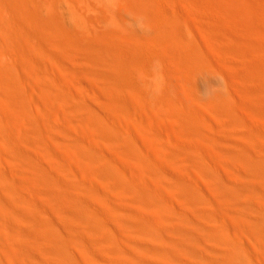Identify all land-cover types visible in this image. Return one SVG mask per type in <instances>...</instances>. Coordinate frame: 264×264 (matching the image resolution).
<instances>
[{
  "label": "bare ground",
  "instance_id": "bare-ground-1",
  "mask_svg": "<svg viewBox=\"0 0 264 264\" xmlns=\"http://www.w3.org/2000/svg\"><path fill=\"white\" fill-rule=\"evenodd\" d=\"M122 1L149 31L98 33L105 119L89 79L51 49L92 48L87 23L0 0V264H264V0ZM205 74L225 75L239 101L228 90L201 103ZM228 129L244 142H225ZM43 212L81 224L69 251ZM131 215L162 249H142ZM90 219L114 228L112 247Z\"/></svg>",
  "mask_w": 264,
  "mask_h": 264
},
{
  "label": "rangeland",
  "instance_id": "rangeland-1",
  "mask_svg": "<svg viewBox=\"0 0 264 264\" xmlns=\"http://www.w3.org/2000/svg\"><path fill=\"white\" fill-rule=\"evenodd\" d=\"M38 1H39V9H38L39 14H41V15L45 14L46 15L48 13V15H49V13H53L54 17H56V16L58 17V20L60 21L61 24L66 23L63 26H65V25L68 26V24L69 25L71 24L70 26H72L73 25L72 22H75V21L78 22V20L79 21L83 20L85 22V24L87 23V27L89 26V29L91 30V34H92L91 35L92 36L91 42H93L92 48L85 49V48L75 46V45L63 47L60 45V43H57L56 41H54L53 45L51 46V49H52V51H56L58 54H60V56L64 62L73 63L77 69L78 76L81 79H83V78L89 79L90 90H91V94H92L91 108L95 112L96 115H100L102 118H104L105 117L104 112H101V110L99 109V104H98V100L96 98L95 92L97 91V86H99L101 84V82H105V81L109 80L111 75H112L111 74V68L108 64V62L111 61V59L107 58V60H105L104 57L101 58L99 56L100 52L95 50V49H98L97 47H95V44H97V42L99 41L98 33L104 31L105 29L107 30V29L111 28V26L114 27L115 22H120L124 25V26H122V31L123 30L124 31H131V29H133V31H135V33H137V31L139 29L138 34H145V33L148 34V32H146V31H149V26L147 27L148 24L146 23L147 21L142 18L143 19V20L141 19L143 22L142 23L141 21L139 22V19H135L130 14V12H128L127 4H125L122 0H102V1L101 0H38ZM177 5H179V3ZM49 9H53V10H49ZM122 13H124V14H122ZM56 14H58V15H56ZM121 14L123 16H121ZM116 17H117V19H116ZM133 21H135L136 23L135 22L133 23ZM76 22H75V24H76ZM131 23H133L134 25ZM141 23H142V25H141ZM145 23H146V27H145ZM76 25H78V24H76ZM143 25H144V27H142ZM67 26H65V27L67 28ZM70 26H68V28H70ZM78 27L79 26H77V27L74 26V28H78ZM70 29H73V27H71ZM194 32L198 33L197 30ZM197 35L198 34H196L198 41L203 43V41L200 40L199 35L198 36ZM207 51L205 52V50L203 49V52L207 53ZM65 55H67L70 58L65 57ZM205 55L209 57V54H205ZM210 56H211V52H210ZM156 68H157V70H156ZM160 69L161 68H159L155 65L154 68L151 69L150 73L146 76V78L148 77L147 81H149V78H151L149 82L157 83V81L159 79H160L159 81L161 82L162 78H160V77H161L162 72L160 71ZM158 71H160V72H158ZM48 74H49L48 76H51L52 71L48 70ZM152 76H153V78H152ZM205 76H206V74H205ZM205 76L202 75L201 77H203V78L200 77V80L199 81L197 80V83H196L197 92L199 94V97L201 98L200 99L201 103H202V101L205 102V101L214 99L217 96H224V94H226V95L230 94L231 92H229V91H232L233 93H231V96L235 100L237 99L239 101L240 98L237 94V91L235 92V90H233V89L229 90L230 87L227 85V82H226L227 80H226L225 75H208L209 77L208 76L205 77ZM215 76H217V78ZM141 78H142V76H140V79ZM156 78H157V80H156ZM205 78L208 80H206ZM178 84H180V83H177V86H179L178 89L180 90V92L182 90L181 93H183V88H182L183 86L181 84L180 85H178ZM224 84L227 86V88ZM158 90H155L153 88V90H151V93L155 94L156 92L159 93L161 91L160 90L158 92ZM35 100H38V99H35ZM33 110H36V109L34 108ZM106 117H105V119H106ZM107 119H109V117ZM163 124L161 123V125H159V126H161L160 129L161 128L165 129V130L162 129V131L164 130L163 134L165 135V136L163 135V137L168 140L169 136L171 135L172 128H170V125H168L169 129H167L168 128L167 124L165 123L166 124V125L164 124L165 126H163ZM159 126H158V128H159ZM165 131H166V134L169 133L170 135L167 134V137H166ZM224 132L225 133H223V137H225V135H226L225 142L228 140H229L228 141L229 143H230V141L234 142L237 140L240 141V143L244 142V141H242V138H241L242 135L240 134V132L237 133L236 135L233 132V130H231V129H228ZM231 132H233V133L230 134ZM166 139H164V140H166ZM222 139L224 141V138H222ZM184 140L185 139L183 137H180V140L178 139V141H180V142H183ZM185 142H186V140H185ZM228 142H227V144H228ZM201 147L203 148V146H201ZM209 154L210 155L213 154L215 159L219 158L218 154L215 155L214 152L212 154L211 153H209ZM47 214H48L47 212L46 213L43 212L39 216V219H41V221L43 222V224H42L43 227L46 229L52 228V230L57 234V237L62 240L61 242L66 244L64 246L66 248V250L69 251L67 244L68 243L70 244L72 241H75L77 239L78 234L81 232V227H79L81 224H79V223L73 224L75 227H72V228L63 227L59 224H55L52 221L51 215L49 214L47 217ZM69 216H71V215H69ZM92 221H91V219L89 220L90 224L93 227H95L97 230L102 231V233H105L103 235L106 239L102 243L106 244L109 248L112 247L114 240H115V234H116L114 228L112 226H110L109 223L104 224L103 222H99L98 225H95V220L93 222ZM126 226H127L128 231L137 235L138 238L140 237L141 241L139 242V244L143 250H145V251H155V250L159 251L160 249H162L160 244L159 245L154 244V243L152 244L150 242H147L148 240H145V238H147L146 234L149 232V227H148V224H146L145 220L140 219V218H135L134 216L131 215L128 217ZM50 249H53V248L50 247ZM49 251H51V250H49ZM51 252H53V251H51ZM50 264H55V263L52 262ZM103 264H110V263H103Z\"/></svg>",
  "mask_w": 264,
  "mask_h": 264
}]
</instances>
